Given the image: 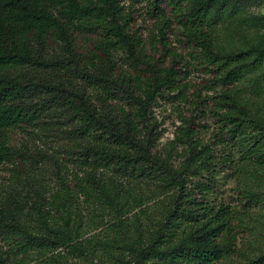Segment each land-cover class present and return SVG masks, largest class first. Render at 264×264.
Returning <instances> with one entry per match:
<instances>
[{
  "label": "trees",
  "instance_id": "trees-1",
  "mask_svg": "<svg viewBox=\"0 0 264 264\" xmlns=\"http://www.w3.org/2000/svg\"><path fill=\"white\" fill-rule=\"evenodd\" d=\"M162 1L172 7L187 46L227 87L212 98L224 139L247 149L248 164L264 168V126L228 88L241 79V70L264 64V42L222 55L208 30L215 7L233 12L240 0H155L158 17L164 12ZM163 23L162 40L169 28ZM81 35L99 37L95 51L78 52ZM118 50L128 70L118 67L113 54ZM143 51L123 0H0V171L7 165L17 173L29 162H56L59 169L70 165L83 174L73 188L63 181L60 191L35 204L39 233L7 221L0 204V235L11 241V254L0 252V264H22L57 249L82 256L84 248L75 242L82 202H104L122 213L132 194L124 185L132 182L153 187L159 195L173 192V197L149 237L125 243L131 256L122 258L123 264H224L235 255L238 217L225 204L210 202L226 162L197 136L194 121L180 128L165 154L156 152L160 135L151 109L173 89L177 72L160 60L152 62ZM163 51L174 58L165 43ZM17 132L58 148L52 153L24 150L14 142ZM108 171L113 177L106 184ZM50 261L68 264L61 258ZM244 264H264V255Z\"/></svg>",
  "mask_w": 264,
  "mask_h": 264
},
{
  "label": "rangeland",
  "instance_id": "rangeland-1",
  "mask_svg": "<svg viewBox=\"0 0 264 264\" xmlns=\"http://www.w3.org/2000/svg\"><path fill=\"white\" fill-rule=\"evenodd\" d=\"M154 2L123 0L131 31L141 38L143 52L152 62L160 60L165 67L174 66L177 72L173 89L158 98L151 109L152 124L160 135L156 152L165 154L180 128L194 121L197 136L211 144L220 159L226 162L220 169L210 202L225 204L238 217L235 255L224 264H244L264 255V168L248 164L245 161L247 149L224 139L225 133L212 98L227 87L219 83V75L212 66L202 64L201 54L187 46L181 29L174 22L168 1L161 2L164 9L161 17H158ZM239 2L240 7L233 12L219 11L218 7L212 12L213 25L208 30L215 50L222 55L242 52L264 42V0ZM196 6L197 2L191 9ZM163 22L169 26L164 32V40L161 34ZM98 41V36H79L78 52L85 55L88 51H95ZM163 43L175 54L174 58L163 56ZM113 54L118 67L128 70L125 54L121 50ZM240 78L228 88H232L250 116L264 126V64L255 69L244 68ZM13 137L19 147L33 153H52V148H58L56 144L45 147L43 142L34 141L23 132H17ZM14 170L12 165H7L0 171L1 210L7 221L25 225L37 233L41 228L35 216V204L39 205L60 191L63 181L73 188L77 179L83 178L78 169L70 165L59 169L56 162L45 165L29 162L28 166L18 169L19 172ZM112 174L111 171L104 174L106 184L111 182ZM124 189L132 194L126 198L128 208L122 213H117L104 202H82L80 205L75 242L84 248L82 256L71 254L70 249H57L45 256L33 255L22 264H50L53 257L67 260L68 264H123L122 258L130 259L125 243L133 242L139 235L144 239L151 235L170 207L173 192L159 195L153 187L135 182L125 183ZM133 198L140 203L134 202ZM10 243L8 235H0V252L11 254ZM12 259L19 260L21 256Z\"/></svg>",
  "mask_w": 264,
  "mask_h": 264
}]
</instances>
